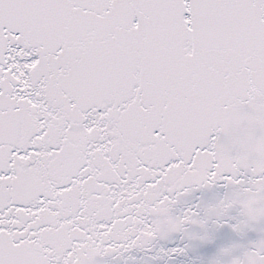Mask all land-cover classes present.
<instances>
[{"label":"snow or ice","instance_id":"6c2138e0","mask_svg":"<svg viewBox=\"0 0 264 264\" xmlns=\"http://www.w3.org/2000/svg\"><path fill=\"white\" fill-rule=\"evenodd\" d=\"M0 264H264V0H0Z\"/></svg>","mask_w":264,"mask_h":264}]
</instances>
